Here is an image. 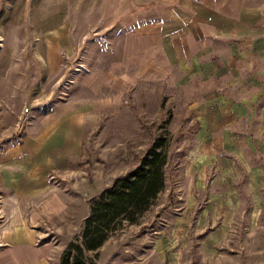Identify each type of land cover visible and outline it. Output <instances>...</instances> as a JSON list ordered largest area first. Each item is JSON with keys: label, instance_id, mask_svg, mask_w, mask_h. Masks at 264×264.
Returning <instances> with one entry per match:
<instances>
[{"label": "rangeland", "instance_id": "rangeland-1", "mask_svg": "<svg viewBox=\"0 0 264 264\" xmlns=\"http://www.w3.org/2000/svg\"><path fill=\"white\" fill-rule=\"evenodd\" d=\"M154 4L169 6L0 0V230L6 214L39 210L65 245L88 200L162 133L165 186L104 250L134 246V264H264V0H244L243 23L181 66L157 44L148 61L141 43L132 56L118 43L116 10ZM26 162L47 167L34 197L17 194Z\"/></svg>", "mask_w": 264, "mask_h": 264}, {"label": "crops", "instance_id": "crops-1", "mask_svg": "<svg viewBox=\"0 0 264 264\" xmlns=\"http://www.w3.org/2000/svg\"><path fill=\"white\" fill-rule=\"evenodd\" d=\"M169 1L163 0V4H169ZM172 1L174 3L169 6H148L147 11L141 7L139 14L137 9L135 13L130 8L125 12L116 10L114 20L122 31L124 29L118 43L122 48L124 44L131 46L125 54L132 56L133 52L140 51L141 43L148 61H152L157 44V48L163 51L166 65L181 66L190 59H199L211 48L214 39L229 35L234 32L236 23L237 26L243 23L241 9L244 0ZM92 106L96 104L92 102ZM37 167L39 169H35ZM23 168L26 169L23 175H26L27 183L18 189L17 194L34 197L39 191L37 187L42 186L37 180L47 167L44 169L36 163L26 162ZM44 214L39 210L29 211L25 216L20 210L6 214L8 222L5 221V228L0 230V264H58L64 243L56 242L38 225ZM106 242L99 248L97 264H134V246H130V250L116 246L105 251ZM87 254L91 255V252Z\"/></svg>", "mask_w": 264, "mask_h": 264}, {"label": "trees", "instance_id": "trees-1", "mask_svg": "<svg viewBox=\"0 0 264 264\" xmlns=\"http://www.w3.org/2000/svg\"><path fill=\"white\" fill-rule=\"evenodd\" d=\"M169 141L156 135L132 168L88 200L79 236L65 243L58 264H97L102 244L126 223L138 222L165 186Z\"/></svg>", "mask_w": 264, "mask_h": 264}, {"label": "built area", "instance_id": "built-area-1", "mask_svg": "<svg viewBox=\"0 0 264 264\" xmlns=\"http://www.w3.org/2000/svg\"><path fill=\"white\" fill-rule=\"evenodd\" d=\"M25 110H28V107H25Z\"/></svg>", "mask_w": 264, "mask_h": 264}]
</instances>
